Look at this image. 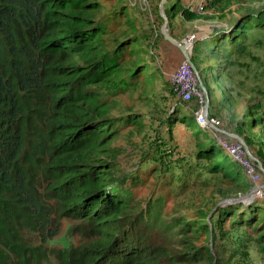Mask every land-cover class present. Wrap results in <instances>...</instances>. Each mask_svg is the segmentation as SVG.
Instances as JSON below:
<instances>
[{"label": "trees", "instance_id": "1", "mask_svg": "<svg viewBox=\"0 0 264 264\" xmlns=\"http://www.w3.org/2000/svg\"><path fill=\"white\" fill-rule=\"evenodd\" d=\"M238 1L231 26L203 39L219 55L228 49L229 62L232 53L255 58L253 46L264 43V2ZM101 8L99 0H0V264H180L198 253L185 222L135 201L120 173L116 122L97 87L114 77L129 39L142 43L115 38L117 48L102 49ZM249 29L256 44L245 40ZM207 145L213 166L246 177L218 143ZM232 215L257 222L264 238V207ZM63 219L78 240L49 246Z\"/></svg>", "mask_w": 264, "mask_h": 264}, {"label": "rangeland", "instance_id": "2", "mask_svg": "<svg viewBox=\"0 0 264 264\" xmlns=\"http://www.w3.org/2000/svg\"><path fill=\"white\" fill-rule=\"evenodd\" d=\"M99 1L102 49L117 48L115 38L120 42L135 36L142 43L129 39L118 51L122 64L114 77L97 87L109 108L108 116L116 122L113 145L119 149L120 173L129 176L131 197L158 203L157 209L168 222L176 217L185 222V236L199 250L191 261L180 264H264V238L258 223L245 225L232 215L236 210L249 218L254 205L264 207V195L251 197L255 185L244 175L233 177V167L225 174L205 157L207 139L217 143L216 130L228 140L241 136L264 167V43L251 47L256 59H238L232 53L229 62L228 49L219 55L203 41L231 26L242 11L239 1L223 0L203 13L189 12L183 0H169L174 5L164 6V13L161 0ZM251 1L252 7L264 2ZM166 29L178 40L188 32L202 37L191 58L210 94L209 114L220 124L199 125V102L182 101L173 92L168 73L183 54L166 38ZM252 32L248 30L245 40L256 44L253 35L259 32ZM140 64L146 70L142 71ZM259 184L264 185V174ZM201 222L208 229L198 228ZM77 240L73 221L63 219L59 233L48 245L65 248ZM173 244L182 248L176 239Z\"/></svg>", "mask_w": 264, "mask_h": 264}, {"label": "built area", "instance_id": "3", "mask_svg": "<svg viewBox=\"0 0 264 264\" xmlns=\"http://www.w3.org/2000/svg\"><path fill=\"white\" fill-rule=\"evenodd\" d=\"M213 0H184V7L188 10L203 13L209 9V5ZM199 39L196 32H188L180 41L187 46L191 55L195 43ZM168 80L173 92L182 101H191L196 99L200 104V110L196 121L202 126H214L220 124V120L209 115L205 109L207 96L200 86V77L195 71L191 62L186 58L179 62L175 69L168 73ZM224 132V130L222 129ZM215 138L219 146L241 166L246 177L253 183L254 188L251 190V197H262L264 195V185H260L263 178L264 169L261 160L246 147L240 139L228 140L221 136V133L214 132Z\"/></svg>", "mask_w": 264, "mask_h": 264}, {"label": "water", "instance_id": "4", "mask_svg": "<svg viewBox=\"0 0 264 264\" xmlns=\"http://www.w3.org/2000/svg\"><path fill=\"white\" fill-rule=\"evenodd\" d=\"M166 1L167 0H161V2H160V7H161V10L163 11V13H164V6L166 4ZM166 38L173 41L175 44H177V46L182 50L184 57H186L191 62L195 71L198 73V70H197L194 62L192 61V58H191L190 53L187 49V46L185 44H183L180 40L175 39L173 36H171L167 29H166ZM198 75H199V73H198ZM199 77H200V75H199ZM200 82H201V79H200ZM201 86L204 88L206 96H207V102L205 104V109L208 110L210 94L208 93V91L206 90V88H205L204 84H202V82H201ZM238 137L244 142V140L241 136H238ZM244 144H245V142H244ZM246 147L248 148L247 145H246ZM263 169H264V167H263Z\"/></svg>", "mask_w": 264, "mask_h": 264}, {"label": "crops", "instance_id": "5", "mask_svg": "<svg viewBox=\"0 0 264 264\" xmlns=\"http://www.w3.org/2000/svg\"><path fill=\"white\" fill-rule=\"evenodd\" d=\"M182 38H183V37H182ZM205 38H206V36H205L203 39H205ZM180 39H181V38H180ZM199 40H202V37H199L198 41H199ZM198 43H200V42H197V44H198ZM182 54H183V52H182ZM183 57H184V55H183ZM182 59H183V58H182ZM182 59H181V60H182ZM181 60H179V61L177 62V64L173 66V68L171 69V71H172L173 69L176 68V66L179 64V62H180ZM225 118H226V116H225ZM223 127H226V125L223 124ZM224 132H225V133H229V134L232 133L231 130H226V129H224Z\"/></svg>", "mask_w": 264, "mask_h": 264}, {"label": "clouds", "instance_id": "6", "mask_svg": "<svg viewBox=\"0 0 264 264\" xmlns=\"http://www.w3.org/2000/svg\"><path fill=\"white\" fill-rule=\"evenodd\" d=\"M184 1V0H183ZM166 3H167V1H166ZM166 5V4H165ZM198 41V40H197ZM195 45H196V43H195ZM191 56V55H190ZM208 112H209V108H208ZM210 115V114H209ZM224 130V129H223ZM214 132H216V130H213ZM239 138V137H238Z\"/></svg>", "mask_w": 264, "mask_h": 264}]
</instances>
